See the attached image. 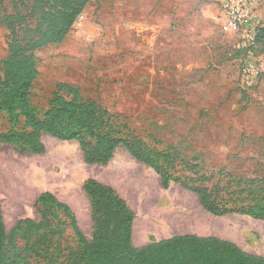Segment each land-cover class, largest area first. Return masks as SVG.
Instances as JSON below:
<instances>
[{
	"label": "rangeland",
	"instance_id": "374dc122",
	"mask_svg": "<svg viewBox=\"0 0 264 264\" xmlns=\"http://www.w3.org/2000/svg\"><path fill=\"white\" fill-rule=\"evenodd\" d=\"M252 1L253 30L230 35L220 27L219 0H93L63 43L38 51L31 103L40 116L56 85L68 83L116 114L107 131L179 158L164 189L160 175L124 147L108 165H88L77 142L47 134L43 155L0 144V204L8 234L21 219L39 222L37 199L50 192L71 207L91 241L94 221L83 184L92 178L113 187L134 211L135 247L195 234L229 240L264 257V220L213 216L178 181L199 185V173L210 189L220 183L227 199L240 190V180H264V0ZM32 6L33 0H0V60L11 40L2 19L28 15ZM36 23L30 18L19 26L20 37ZM245 69L253 71L251 85L244 82ZM9 129L4 116L0 133ZM25 244L18 236L17 247ZM78 249L66 224L60 247L55 237L49 253L59 264H72ZM25 257L26 264H50Z\"/></svg>",
	"mask_w": 264,
	"mask_h": 264
},
{
	"label": "trees",
	"instance_id": "16d2710c",
	"mask_svg": "<svg viewBox=\"0 0 264 264\" xmlns=\"http://www.w3.org/2000/svg\"><path fill=\"white\" fill-rule=\"evenodd\" d=\"M92 1L33 0L30 14L2 19L11 40L8 55L0 60V119L6 116L10 129L0 133V144L13 145L21 153L43 155L47 152L43 135L47 134L59 141L77 142L88 165H108L124 147L134 159L159 174L162 187L168 189L173 180L170 169L176 166L179 154L151 150L140 140L107 131L116 114L99 100L85 97L79 87L58 83L42 116L31 103L39 77L36 53L49 45L63 43ZM30 18L37 19L36 27L26 26L25 37L21 38L18 27ZM260 38H264V29ZM196 176L199 185H192L187 179L178 181L197 194L209 214L224 217L238 213L264 220V180H240V190L229 193L226 199L220 183L210 189L205 186L209 181L206 176L199 173ZM83 190L94 221L91 241L80 229L71 207L50 192L37 199L40 221L21 219L11 234L7 232L0 204V264H26L25 255L59 264L49 248L55 237L60 247L66 224L72 227L78 240L79 249L71 255L72 264H264L263 256L215 236L178 235L135 247L132 239L135 213L126 200L113 187L92 178L84 182ZM18 236L26 242L23 249L17 247Z\"/></svg>",
	"mask_w": 264,
	"mask_h": 264
},
{
	"label": "built area",
	"instance_id": "2783aa9c",
	"mask_svg": "<svg viewBox=\"0 0 264 264\" xmlns=\"http://www.w3.org/2000/svg\"><path fill=\"white\" fill-rule=\"evenodd\" d=\"M221 9L220 27L224 34L239 35L253 30L255 18V6L252 0H219ZM83 15L79 17V20ZM253 75L251 69H245L244 82L251 85L250 77Z\"/></svg>",
	"mask_w": 264,
	"mask_h": 264
},
{
	"label": "crops",
	"instance_id": "0c3cea01",
	"mask_svg": "<svg viewBox=\"0 0 264 264\" xmlns=\"http://www.w3.org/2000/svg\"><path fill=\"white\" fill-rule=\"evenodd\" d=\"M255 23V22H254ZM92 99H94V98H92Z\"/></svg>",
	"mask_w": 264,
	"mask_h": 264
}]
</instances>
